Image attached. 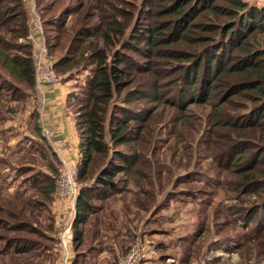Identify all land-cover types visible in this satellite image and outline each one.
Masks as SVG:
<instances>
[{
	"label": "trees",
	"instance_id": "obj_1",
	"mask_svg": "<svg viewBox=\"0 0 264 264\" xmlns=\"http://www.w3.org/2000/svg\"><path fill=\"white\" fill-rule=\"evenodd\" d=\"M37 3L53 68L62 80L93 66L77 110V119H83L78 120L79 181L92 180L93 185L80 186L72 224L75 249L82 243L77 227L95 211L94 200L120 191L117 175L133 173L139 189L140 179L147 181L145 154L154 144L156 110L171 107L180 115L176 120L195 130L188 110L207 103L209 151L218 165L231 170L227 184L234 198L250 203L240 216L256 222L250 239H259L264 232V5L245 0H69L54 10L55 2L46 7ZM42 10L51 12L46 17ZM27 21L23 0H0V65L34 87L31 45L20 44L18 54L11 55L5 38V33L26 37ZM56 28L61 31L49 43L45 34ZM57 48L64 52L56 58L51 49ZM224 104L239 112L231 114ZM98 156L103 162L95 167Z\"/></svg>",
	"mask_w": 264,
	"mask_h": 264
},
{
	"label": "rangeland",
	"instance_id": "obj_2",
	"mask_svg": "<svg viewBox=\"0 0 264 264\" xmlns=\"http://www.w3.org/2000/svg\"><path fill=\"white\" fill-rule=\"evenodd\" d=\"M37 1L41 7L55 2L54 10H57L69 0ZM252 3L256 4L255 1ZM261 3L264 5V1ZM47 12L51 11L42 10L46 17L50 14ZM73 18H68L70 26L74 25ZM52 30L45 34L49 43L55 42V36L61 31L58 28ZM5 38L11 44L7 47L11 55L18 54L20 44L28 45L11 33H5ZM65 42L63 39V44ZM63 52L61 48L51 49L56 58ZM92 68L90 66L82 74H73L66 80L72 84L68 104L77 117L79 99ZM0 75V88L3 87L0 89V264H63L64 256L60 252L63 229H57L56 221V216L63 212L58 209L55 197V178L62 165L42 137L35 141L20 138V142L12 144L4 139L2 127L6 120L8 123L15 121V125L19 121L22 130L24 126L27 131L32 128L23 115L26 114L27 103L37 99V92L34 87H28L24 81L10 75L1 65ZM234 98L236 100L237 96ZM223 107L233 115L239 112L233 111L228 104ZM188 111L194 114L190 123L196 126L195 130L187 129L180 120H176L180 115L171 107L156 110L153 118L156 119L153 122L156 136L145 154L146 171L149 172L147 181L140 179L143 187L139 189L135 186L138 179L133 173L117 175L116 179H121L117 186L122 195H115L116 191L109 194L111 198L106 201L97 202L95 198L96 210L92 212L95 216L92 219V214H89L88 218L90 230L97 224L96 217L100 219L104 214L119 216L118 223H105L115 232L111 239L118 233L122 235L120 243L117 240L119 249L116 251L110 247L114 263L117 256L126 253L140 237L153 251L150 259L142 264H264V232H260L261 236L256 241L250 239L257 229L256 222L240 216L244 212L242 208H247L250 203L234 198L227 184L231 170L220 163L218 165L209 151L210 143L204 126L211 106L209 103L194 104ZM29 131L34 132L33 129ZM105 133L109 141L107 122ZM117 148L123 149L124 146ZM102 162L98 156L95 167ZM92 182L80 181V185L90 187ZM49 188H52L50 192ZM243 198L244 201L247 199ZM99 206H103L101 210H97ZM238 209L241 211L237 213ZM128 221L131 223L129 227ZM91 232L84 238L85 247L91 248L94 244ZM91 257L86 264L97 261L96 255Z\"/></svg>",
	"mask_w": 264,
	"mask_h": 264
},
{
	"label": "crops",
	"instance_id": "obj_3",
	"mask_svg": "<svg viewBox=\"0 0 264 264\" xmlns=\"http://www.w3.org/2000/svg\"><path fill=\"white\" fill-rule=\"evenodd\" d=\"M245 1L250 3H252V1H255L258 6H262L263 4L261 2L264 0ZM23 2L24 11L28 19L27 26L29 33L35 23L40 21L42 23V19L39 14L38 3H36L35 0H23ZM34 33L37 34L35 30ZM21 41H25L26 43L30 44L26 37L20 38V42ZM34 90L37 92V99H33L31 103H27V108L25 109L26 114L23 115L24 120L29 124V126L32 127L30 129H33L34 132H30V129L27 131L26 129H24L26 128L25 126L23 127V130L20 129L19 121L15 125V121L8 123L9 121L6 120L4 126L2 127L4 131L2 133L4 139L9 140L8 143L12 144L14 142H20V138L22 139L27 137L28 140L32 139L35 141V139L42 137L43 140L48 142L51 149L58 157L62 167L64 166V162L66 163L72 161L74 163H78L81 157L79 149L80 130L78 127V120L76 116L77 113L74 112L68 104V99L72 91L71 82L64 81L61 78L58 83L53 85H44L38 87L35 85ZM35 103L36 106L34 105ZM2 122L4 123V121ZM11 127H13V129L10 130L9 128ZM27 167H30V165H28ZM120 192L121 191L114 194L120 196L122 195ZM109 198H111V195L103 199L99 198L97 202L106 201ZM101 207L103 206H99L97 210H101ZM102 210L105 211L107 210V208H102ZM91 214V218L95 216L93 215V213ZM75 216L76 214L71 213H62L61 215L56 216V221L58 223L57 229H63L62 233L65 230H68L69 234L67 235L71 238L73 235L72 224ZM89 217L90 216H88V218ZM101 217L102 218L100 219L97 217L95 218L99 223L95 220L97 224L92 227V230H90L88 218L85 222L78 225L77 233L80 234L78 236L82 240V243L79 246V249H75L72 243V239L70 240V263L73 262V264H86L88 258H92L91 256L96 255L97 261L90 262V264H116V262L114 263V261L111 259L110 247L113 246V248L117 251L119 249L118 243H120L119 241L122 235L120 236V234L118 233L117 236H114L111 239V234H114L115 232L113 233L111 227H106L105 223H118L119 216L116 217L114 215L104 214ZM129 218L130 216L128 215V219ZM125 220L127 221V219ZM127 224L129 227V224L131 223L128 221ZM90 232L93 234L94 241V244L91 248H89L88 246L85 247L83 243L84 238ZM99 240L100 243L98 242Z\"/></svg>",
	"mask_w": 264,
	"mask_h": 264
},
{
	"label": "built area",
	"instance_id": "obj_4",
	"mask_svg": "<svg viewBox=\"0 0 264 264\" xmlns=\"http://www.w3.org/2000/svg\"><path fill=\"white\" fill-rule=\"evenodd\" d=\"M34 30L37 34L34 33ZM26 39L32 48V63L35 70L37 86L53 85L61 80L53 68V58L49 53L48 46L45 42L44 30L41 21L33 25L32 30L27 34ZM80 181L78 176V166L76 163L69 161L64 162L59 175L55 178L56 187V204L58 209L63 213L75 214L76 201L80 191ZM65 230L60 235L61 252L63 264H70L69 243L72 239ZM146 241L137 237L135 243L129 250L117 256V264H142L150 259L152 255L151 246Z\"/></svg>",
	"mask_w": 264,
	"mask_h": 264
}]
</instances>
